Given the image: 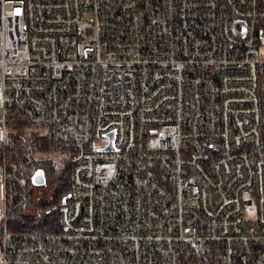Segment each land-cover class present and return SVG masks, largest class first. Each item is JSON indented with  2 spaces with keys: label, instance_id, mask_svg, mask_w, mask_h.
Wrapping results in <instances>:
<instances>
[{
  "label": "built area",
  "instance_id": "built-area-1",
  "mask_svg": "<svg viewBox=\"0 0 264 264\" xmlns=\"http://www.w3.org/2000/svg\"><path fill=\"white\" fill-rule=\"evenodd\" d=\"M0 74L1 220L12 125L72 188L0 264H264V0H0Z\"/></svg>",
  "mask_w": 264,
  "mask_h": 264
},
{
  "label": "trees",
  "instance_id": "trees-1",
  "mask_svg": "<svg viewBox=\"0 0 264 264\" xmlns=\"http://www.w3.org/2000/svg\"><path fill=\"white\" fill-rule=\"evenodd\" d=\"M12 143L10 148L19 156V175L24 177L26 205L31 206L33 213L24 214L23 209L9 213L2 221L9 232H33L50 233L58 230L59 209L68 200L71 193L70 164L66 155L59 156L61 160L55 162L52 158H42L50 151V141L44 138L33 129L17 123L12 125ZM27 130H29L27 132ZM59 163V164H57ZM41 170L44 173L45 183H48L51 191L50 197L31 203L29 194L32 184V177L35 171ZM44 183V184H45Z\"/></svg>",
  "mask_w": 264,
  "mask_h": 264
},
{
  "label": "rangeland",
  "instance_id": "rangeland-1",
  "mask_svg": "<svg viewBox=\"0 0 264 264\" xmlns=\"http://www.w3.org/2000/svg\"><path fill=\"white\" fill-rule=\"evenodd\" d=\"M0 92H1V74H0ZM0 116H1V100H0ZM29 130H27L28 132ZM35 133H37L38 135H41L43 133L42 130L36 129L34 130ZM60 155L58 154H44L41 155L42 158H52L51 160L55 161V162H59L61 160V158L59 157ZM59 164V163H57ZM0 175H1V170H0ZM1 178V176H0ZM51 191L49 190V186L48 183L46 182L44 185L42 186H34V188H31L30 190V194H29V198L31 203L36 204L38 201L43 200V199H47L50 197ZM23 213L24 214H28L30 215L31 213H33V208L31 206H28L26 208L23 209ZM2 214H3V193H2V183L0 180V220L2 219Z\"/></svg>",
  "mask_w": 264,
  "mask_h": 264
},
{
  "label": "water",
  "instance_id": "water-1",
  "mask_svg": "<svg viewBox=\"0 0 264 264\" xmlns=\"http://www.w3.org/2000/svg\"><path fill=\"white\" fill-rule=\"evenodd\" d=\"M45 183L44 173L41 170H37L34 172L32 177V184L34 186H42Z\"/></svg>",
  "mask_w": 264,
  "mask_h": 264
}]
</instances>
